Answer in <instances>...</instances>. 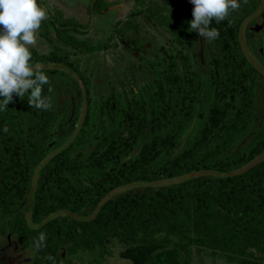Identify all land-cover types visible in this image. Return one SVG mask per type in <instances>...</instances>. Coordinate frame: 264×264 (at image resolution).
Masks as SVG:
<instances>
[{
    "label": "trees",
    "instance_id": "trees-1",
    "mask_svg": "<svg viewBox=\"0 0 264 264\" xmlns=\"http://www.w3.org/2000/svg\"><path fill=\"white\" fill-rule=\"evenodd\" d=\"M44 8L54 33L83 31L85 25ZM238 25L230 16L210 25L219 37L208 41L205 65L212 85L206 107L201 77L191 67L196 49L164 50L146 63L148 89L130 87L125 97L112 92L101 101L99 114L110 125L99 131L87 127L88 77L66 55L32 54L33 62L64 63L83 85L73 89L78 100L62 136L66 143L56 150V92L49 76L73 86L69 70L34 67L47 75L41 93L46 106L36 107L27 92L13 93L0 111V232L9 229L33 247L32 264H70L59 256L63 245L69 254L86 249L101 261L113 238L132 264H189L193 247L218 251L235 264L251 261L253 250L264 254V108L256 94L258 71L240 48ZM187 27L174 23L182 46L195 43ZM77 45L97 46L89 40ZM194 118L196 130L177 147ZM174 177L180 179L115 191Z\"/></svg>",
    "mask_w": 264,
    "mask_h": 264
},
{
    "label": "rangeland",
    "instance_id": "rangeland-1",
    "mask_svg": "<svg viewBox=\"0 0 264 264\" xmlns=\"http://www.w3.org/2000/svg\"><path fill=\"white\" fill-rule=\"evenodd\" d=\"M88 0H38L47 8L54 17L61 19H74L78 24L85 25L82 32L72 29L54 33L46 24V19L41 22L37 30V41L30 46L34 57H42L50 52H58L73 61L80 71L88 77L89 87V123L88 128L101 130L103 126L110 125L105 115L99 114L101 101L110 93L117 97H125L126 91L132 87L135 90L148 89L146 87L148 73L146 71L147 61L153 60L166 50L175 53L181 49L190 54L193 48L198 53V60L191 64L192 69L199 73L202 80V96L204 107L207 106L211 96V76L205 65L208 54V41L197 32L194 35V45H181L175 40V32L165 25L161 15H178L181 21L188 25L192 19L191 9L186 0H100L103 5L100 11L86 12ZM255 7L250 8L248 0H239V7L230 10L229 15L234 21L239 20L238 39L240 48L257 69L259 89L256 91L258 99L262 101L260 108H264V0H252ZM250 10V11H248ZM155 12L156 14H154ZM263 13L262 24L257 21V16ZM181 22V23H182ZM188 30V27H187ZM141 41L144 47L129 50L123 46L124 41ZM89 40L94 49H80L78 41ZM33 62V60H32ZM46 66L58 67L60 70H69L64 63L59 62H33V67ZM178 66L177 70H181ZM70 71V70H69ZM71 72V71H70ZM75 77V85L68 86L63 81L53 78L55 83L56 102L54 107V136L52 139L53 150L58 149L66 143L62 136L68 129L72 107L78 100L74 93L75 88L83 87L80 77L71 72ZM86 98L84 94L80 99L78 120L81 121L85 111ZM198 106V104H196ZM197 119L194 118L185 128L183 136L177 147L188 140L196 130ZM135 153V151L133 152ZM180 177L163 179L155 182H136L119 186L115 191H130L143 187L166 185L179 180ZM36 177L33 179V187ZM32 187V188H33ZM114 192H109L111 195ZM77 216L76 214H71ZM122 244L113 238L107 241L108 252L101 261L95 260L92 251L83 249L74 254H69L65 245L59 247V256L63 261L70 264H132L129 258L123 257L120 252ZM251 261L246 264H264V254L253 250ZM35 249L23 245L20 237L7 229L0 232V264H32ZM189 264H235L228 261L226 257L218 252L203 247H193Z\"/></svg>",
    "mask_w": 264,
    "mask_h": 264
},
{
    "label": "clouds",
    "instance_id": "clouds-1",
    "mask_svg": "<svg viewBox=\"0 0 264 264\" xmlns=\"http://www.w3.org/2000/svg\"><path fill=\"white\" fill-rule=\"evenodd\" d=\"M193 5L188 30L207 41L219 37L212 21L224 20L230 10L239 7V0H189ZM47 18V11L38 0H0V111L12 100V94L27 92L32 104L45 107L42 86L47 75L34 71L30 46L37 41V30ZM42 239V238H41Z\"/></svg>",
    "mask_w": 264,
    "mask_h": 264
},
{
    "label": "flooded vegetation",
    "instance_id": "flooded-vegetation-1",
    "mask_svg": "<svg viewBox=\"0 0 264 264\" xmlns=\"http://www.w3.org/2000/svg\"><path fill=\"white\" fill-rule=\"evenodd\" d=\"M187 3L188 6V0L185 1ZM248 4H254L252 0H248ZM102 5L103 3L100 0H88L86 2V12L88 13H93L94 11H100L102 9ZM154 14H156L155 12H153ZM157 15V14H156ZM161 19L164 20L165 25L167 26L168 29H170L172 32L174 31V23L177 24L181 23V18L178 15H172L171 18L168 17V15H161ZM183 23V22H182ZM185 24V23H183ZM131 42L134 43V49H132L133 51L136 49H141L144 47V44L141 41H137V40H131ZM130 50V49H129Z\"/></svg>",
    "mask_w": 264,
    "mask_h": 264
},
{
    "label": "water",
    "instance_id": "water-1",
    "mask_svg": "<svg viewBox=\"0 0 264 264\" xmlns=\"http://www.w3.org/2000/svg\"><path fill=\"white\" fill-rule=\"evenodd\" d=\"M257 21L259 22V24H262V20H263V13H260L258 16H257Z\"/></svg>",
    "mask_w": 264,
    "mask_h": 264
}]
</instances>
